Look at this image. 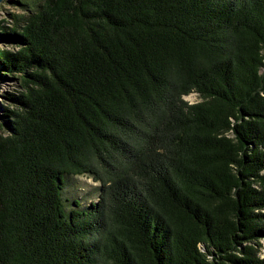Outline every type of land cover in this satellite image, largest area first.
Returning <instances> with one entry per match:
<instances>
[{
    "label": "trees",
    "instance_id": "trees-1",
    "mask_svg": "<svg viewBox=\"0 0 264 264\" xmlns=\"http://www.w3.org/2000/svg\"><path fill=\"white\" fill-rule=\"evenodd\" d=\"M4 2L0 264H264V0Z\"/></svg>",
    "mask_w": 264,
    "mask_h": 264
},
{
    "label": "rangeland",
    "instance_id": "rangeland-1",
    "mask_svg": "<svg viewBox=\"0 0 264 264\" xmlns=\"http://www.w3.org/2000/svg\"><path fill=\"white\" fill-rule=\"evenodd\" d=\"M5 0L0 1V19L5 16V13L7 11H12L13 5L11 3H5ZM14 91V87L10 82H2L0 81V110L2 107H4L7 102V95L8 93H12ZM185 98L193 102L196 100V94L192 93L189 95H186ZM77 182V181H76ZM78 182L81 184V188H84L85 191L91 190L92 194L89 197V199L94 198L96 199V191L94 190L95 186L98 185V183L94 182L90 178L87 177H81L79 178ZM261 243V249H262V255H264V238L260 239Z\"/></svg>",
    "mask_w": 264,
    "mask_h": 264
},
{
    "label": "water",
    "instance_id": "water-1",
    "mask_svg": "<svg viewBox=\"0 0 264 264\" xmlns=\"http://www.w3.org/2000/svg\"><path fill=\"white\" fill-rule=\"evenodd\" d=\"M1 1V0H0Z\"/></svg>",
    "mask_w": 264,
    "mask_h": 264
}]
</instances>
